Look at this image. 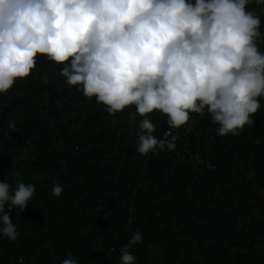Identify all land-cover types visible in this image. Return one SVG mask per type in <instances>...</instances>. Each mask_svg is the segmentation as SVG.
<instances>
[{
	"label": "trees",
	"instance_id": "obj_1",
	"mask_svg": "<svg viewBox=\"0 0 264 264\" xmlns=\"http://www.w3.org/2000/svg\"><path fill=\"white\" fill-rule=\"evenodd\" d=\"M60 67L38 54L33 73L0 95V180L8 178L15 189L14 168L26 183L46 173L49 186L35 183L30 214L11 209L13 222L27 221L34 236L0 238V264H61L69 253L81 264H120V248L137 230L144 235L132 250L137 264H150V248L175 230L190 242L168 254L176 257L170 264H186L189 249L192 264H264V107L253 125L225 137L207 113H190L188 125L178 129L186 154H140L142 170L130 110L108 113L68 85ZM18 111L21 120L12 128ZM149 118L162 138L170 128L167 117L156 110ZM200 134L209 136V149ZM24 153L33 155L28 166L11 163ZM197 153L215 169L200 167L191 156ZM55 183L64 187L60 196L51 194Z\"/></svg>",
	"mask_w": 264,
	"mask_h": 264
},
{
	"label": "clouds",
	"instance_id": "obj_2",
	"mask_svg": "<svg viewBox=\"0 0 264 264\" xmlns=\"http://www.w3.org/2000/svg\"><path fill=\"white\" fill-rule=\"evenodd\" d=\"M253 3L264 7V0H0V95L33 73L39 54L108 113L129 109L141 155L177 147V135L154 134L156 110L175 129L190 113H207L219 136H235L264 107V21ZM63 191L51 188L53 196ZM35 192V183L21 179L13 189L0 180V238L17 240L11 209L23 212ZM143 240L132 233L120 264H137L132 250ZM61 264L81 261L69 253Z\"/></svg>",
	"mask_w": 264,
	"mask_h": 264
},
{
	"label": "rangeland",
	"instance_id": "obj_3",
	"mask_svg": "<svg viewBox=\"0 0 264 264\" xmlns=\"http://www.w3.org/2000/svg\"><path fill=\"white\" fill-rule=\"evenodd\" d=\"M258 14H260L262 21H264V7L259 9ZM74 115H75V117H79L82 120V123H81L82 127L87 126L86 118L81 112L76 111V113ZM20 120H21V117H20V113L18 111L16 113L15 119H12V121L16 124L17 121L19 122ZM190 125L191 126L195 125V123L192 122V123H190ZM191 126H188L189 130L192 129ZM199 139H200V142L202 143V145H204L207 149H209L211 147V141L209 140L208 135H201L200 134ZM72 145L74 146V145H78V144L74 142V144H72ZM32 159H33V155L31 153H24V155H22L18 159H17V157H13L11 159V163L12 164L13 163L14 164H16V163L20 164L21 162H24L28 166L29 162ZM135 161L138 164V166L140 168H142V170L144 169V166H146L144 159H143V156H141L140 154H138L135 157ZM27 166H25V169ZM9 172H10L9 174L11 176V179H13L16 183H18V181L21 179L23 180V178H24V175L14 168L9 170ZM32 178H33L35 183H41L45 187H49L45 182V179L47 178L46 173L41 172V173L35 174L34 176H32ZM262 194L264 196V192ZM31 210H32V207L25 208V211L23 213H21L20 216H23L24 214H30ZM16 224H17L18 230L20 232V236L21 235H23L25 237H33L34 236L32 228L30 227V225L28 224L27 221L19 220V222ZM47 241L50 244L51 240L48 239ZM189 242H190V239L186 235L183 237H179L178 232L175 230L174 232H172L168 236L167 241L157 243L150 248L149 255H148V257H150V264H170L169 262H171V263L174 262V260L176 259L174 254L170 255L169 257H168V254L173 253L175 251V248L177 246H179V244L184 243L185 245H187ZM246 243H247V241L244 240L243 245L245 246ZM184 252H185L184 253L185 257H182V258H184L183 261H185L186 264H192V262L194 260V256H193L192 251L189 249V250H185ZM201 254L203 255V253H201Z\"/></svg>",
	"mask_w": 264,
	"mask_h": 264
},
{
	"label": "built area",
	"instance_id": "obj_4",
	"mask_svg": "<svg viewBox=\"0 0 264 264\" xmlns=\"http://www.w3.org/2000/svg\"><path fill=\"white\" fill-rule=\"evenodd\" d=\"M165 133L168 134V138H171L172 135H177L178 136V140L176 142L177 143L176 149L175 150H168V151H172V152H174V153H176L178 155H185L186 152H184V149L181 148V145H182L181 143H182V140H183V133H182V131H180L178 129H175V128H169V129H167L164 132L162 138H165ZM166 150L167 149H165L164 151H166ZM191 156L193 157V159L195 160V162L200 167H202L203 169H206V170H213V169H215V167L210 162H208L205 159H203V157L199 153L194 154V155H191ZM20 263L23 264V261L21 260ZM30 264H33V263H30Z\"/></svg>",
	"mask_w": 264,
	"mask_h": 264
}]
</instances>
